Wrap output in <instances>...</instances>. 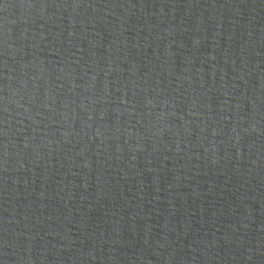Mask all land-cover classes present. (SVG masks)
I'll use <instances>...</instances> for the list:
<instances>
[{
  "label": "water",
  "instance_id": "1",
  "mask_svg": "<svg viewBox=\"0 0 264 264\" xmlns=\"http://www.w3.org/2000/svg\"><path fill=\"white\" fill-rule=\"evenodd\" d=\"M0 264H264V0H0Z\"/></svg>",
  "mask_w": 264,
  "mask_h": 264
}]
</instances>
